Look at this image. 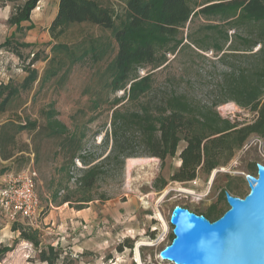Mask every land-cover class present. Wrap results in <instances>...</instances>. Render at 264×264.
Segmentation results:
<instances>
[{"label": "rangeland", "instance_id": "1", "mask_svg": "<svg viewBox=\"0 0 264 264\" xmlns=\"http://www.w3.org/2000/svg\"><path fill=\"white\" fill-rule=\"evenodd\" d=\"M24 1L0 0V82L13 80L20 84L28 74L26 65L31 62L33 52L39 50L43 51L42 57L32 66L42 74L47 65L44 55L50 54L53 45L49 26L59 0L40 1L30 20L23 21L17 29V25L9 23V17ZM196 1L202 4L209 0ZM120 5L123 4L119 2L116 7ZM219 23L214 17L204 15L189 21L184 28L185 46L167 54L165 65L154 70L156 80L159 83L170 80L177 91L203 102L215 103L222 99L218 80L224 66L217 61V52L211 48L199 49L192 43V39L203 41L206 38L205 27H227ZM234 32V29L229 30L230 35ZM86 36H105L110 46L103 58L95 64L87 57L75 63L67 74H60L44 84L35 82L30 89L22 90L20 96L12 99L6 117L39 119L40 110L53 105L59 118L71 126L73 115L84 109L81 116L88 124L86 152L90 151L98 158L110 149L102 140L106 130L110 129L111 101L123 96V91L111 93L108 103L96 111L90 110L88 85L96 70L115 56L117 45L110 30L89 23L72 25L60 40L71 43ZM8 40L10 46L5 45ZM19 42L31 43L29 47L20 48L21 56L12 49ZM150 68H141L140 73L144 74ZM215 109L240 126L253 121L256 115L255 111L232 100L220 102ZM91 117L93 119L89 121ZM18 142L20 146L29 143L30 149L24 158L12 160L9 171L31 167L37 172L40 205L34 222L22 218L12 222L0 214V244L11 247L0 264H49L41 260L39 254L45 249L52 255L50 246L59 253L55 264H139L135 255L140 241L141 260L158 262L161 251L173 240V225L170 223L169 228L164 229L158 211L168 223L176 205L205 215L212 211V216H206L216 219L229 208L227 193L245 196L250 190L247 175H257L258 164H264V138L256 133L236 148L226 163L211 172L200 168L197 177L191 181L171 180L181 164L178 156L168 157L164 164L158 157L141 156L151 158L144 172L128 171L127 160L122 171L117 163L107 162L93 187L94 199L80 204L76 199L82 196L78 188V178L85 167L82 161L76 158L75 165L62 171L63 156L58 152L55 139L34 137V132L23 131L18 135ZM180 188L195 193L183 192ZM68 194L72 202L62 203Z\"/></svg>", "mask_w": 264, "mask_h": 264}, {"label": "trees", "instance_id": "2", "mask_svg": "<svg viewBox=\"0 0 264 264\" xmlns=\"http://www.w3.org/2000/svg\"><path fill=\"white\" fill-rule=\"evenodd\" d=\"M40 1L25 0L16 6L9 23L21 28ZM119 2L123 5L117 8ZM199 15L214 17L227 26L205 27L203 41L192 39L199 49L217 52V61L224 66L218 80L224 97L215 103L177 91L170 80L159 83L155 78L154 70L165 65L167 54L185 46L184 28ZM81 23L110 30L117 45L115 56L96 70L88 85L92 111L108 103L111 93L123 91V96L111 101L110 129L102 140L106 147L110 146L109 151L98 158L86 152L88 124L81 116L84 109L73 115L69 126L59 118L57 109L48 105L40 110L39 119L9 117L0 125L3 159L24 158L29 152V143L20 146L18 142L23 131L55 139L63 156L62 171L75 165L76 158L85 166L78 178L82 196L76 199L85 204L94 199L93 187L107 162L117 163L122 171L128 158L154 156L164 164L168 157L178 156L181 164L171 180L191 181L200 168L211 172L226 163L250 135L256 133L264 138V0H209L202 4L196 0H59L49 26L54 41L50 54L44 55L47 65L43 73L32 66L43 54L35 51L20 84L13 80L0 82V114H6L12 99L35 82L44 84L67 74L75 63L87 57L95 64L103 58L110 46L105 36H86L71 43L60 40L72 25ZM230 29L235 30L233 35ZM5 45L10 46V40ZM30 45L19 42L12 49L21 56L20 48ZM147 67L151 68L140 73ZM229 100L255 111L254 120L240 126L221 116L215 107ZM65 202H72L70 194L62 200ZM206 215L212 216V211ZM28 238L37 243L33 237ZM10 250L8 245L0 244V261ZM50 252L52 255L42 249L40 259L55 264L59 253L53 246Z\"/></svg>", "mask_w": 264, "mask_h": 264}, {"label": "water", "instance_id": "3", "mask_svg": "<svg viewBox=\"0 0 264 264\" xmlns=\"http://www.w3.org/2000/svg\"><path fill=\"white\" fill-rule=\"evenodd\" d=\"M247 180L249 192L227 193L229 208L216 219L176 205L174 238L160 256L175 264H264V164Z\"/></svg>", "mask_w": 264, "mask_h": 264}, {"label": "built area", "instance_id": "4", "mask_svg": "<svg viewBox=\"0 0 264 264\" xmlns=\"http://www.w3.org/2000/svg\"><path fill=\"white\" fill-rule=\"evenodd\" d=\"M37 172L28 167L6 175L0 186V214L9 221L36 219L40 200L37 193Z\"/></svg>", "mask_w": 264, "mask_h": 264}, {"label": "bare ground", "instance_id": "5", "mask_svg": "<svg viewBox=\"0 0 264 264\" xmlns=\"http://www.w3.org/2000/svg\"><path fill=\"white\" fill-rule=\"evenodd\" d=\"M149 160H151V158H143V157H132V158H128L127 159V170L128 171H131L132 169H138V170H140V171H143V170H145L144 168L146 167V166H148L149 164H148V162H149ZM154 168V167H153ZM149 170V169H148ZM144 172V171H143ZM212 178H213V176H212ZM181 189V188H180ZM181 190H183V192L184 191H187V192H191V193H195V191L194 190H191V189H189V190H187V189H181ZM168 191H166L164 194H163V196H165V194L167 193ZM162 196V197H163ZM157 214H159V219L161 220L160 222H162V226L164 227V229H168L169 228V224L171 223V220H170V222L168 223L167 222V220H166V218L164 217V215L161 213V212H159L158 211V213ZM142 244V242L140 241V242H138L137 243V246H136V259L138 260V262H139V264H168V263H166V261L168 262H171L169 259H164V258H162L161 256H160V261H158V262H155V261H148V262H144V261H142L141 260V257H140V249H139V246Z\"/></svg>", "mask_w": 264, "mask_h": 264}, {"label": "crops", "instance_id": "6", "mask_svg": "<svg viewBox=\"0 0 264 264\" xmlns=\"http://www.w3.org/2000/svg\"><path fill=\"white\" fill-rule=\"evenodd\" d=\"M58 5H59V1H58ZM57 10H58V7H57ZM57 10H56V13H57ZM6 120H7L6 114H0V125ZM11 163H12L11 159H3L0 153V186L1 184H3V181L6 175L12 172V171H9V166Z\"/></svg>", "mask_w": 264, "mask_h": 264}]
</instances>
